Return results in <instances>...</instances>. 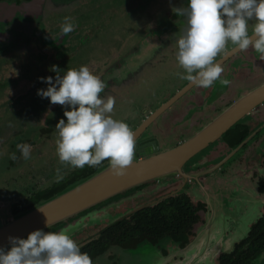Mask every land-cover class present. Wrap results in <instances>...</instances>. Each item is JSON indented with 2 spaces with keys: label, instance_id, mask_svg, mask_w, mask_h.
I'll return each instance as SVG.
<instances>
[{
  "label": "flooded vegetation",
  "instance_id": "af4514ba",
  "mask_svg": "<svg viewBox=\"0 0 264 264\" xmlns=\"http://www.w3.org/2000/svg\"><path fill=\"white\" fill-rule=\"evenodd\" d=\"M59 1L51 8L50 0H0V95L24 82L27 90H30L40 78L54 77L57 74L51 71L53 65L61 73L68 67L72 68L80 59L78 63L89 67L94 75L102 80L109 79L108 88L101 95L105 99L108 96L115 98L112 117L124 121L134 133L137 132L134 160L140 158L139 150L142 153L148 151V157L185 141L234 102V95L240 88L247 86L253 77L259 74L264 79V61L259 60L254 49L239 51L223 66V78L231 81L229 86L222 87L218 82L207 89L193 86L156 119L137 131L155 110L188 82L185 80L182 85H174L173 88V76L164 77L159 72L165 65L177 60L178 37L174 36L162 44L158 40L160 35L179 22L180 16L174 10L165 11L161 15L164 22L159 25L148 18L147 28L143 27L135 41L126 44L125 41L113 40L112 48L107 51L109 53L97 57L90 55L95 43H100L98 39L90 37L93 36V30L98 28L97 24H88L77 18L83 14L79 12L87 5L83 0ZM188 2L186 0L185 6L178 4L174 9L186 7ZM59 5L63 7L60 8ZM65 17H71L76 25L75 30L67 36H63L61 31ZM182 20L184 27L185 21L183 18ZM107 35L110 36L111 33ZM152 35L157 37L150 39L141 50L144 40ZM233 47L229 44L228 51ZM144 53L146 56L143 63L133 70L130 67L134 64L130 63V66L123 68L130 71L120 77L117 71L122 69L124 60L131 55L141 56ZM157 74L160 75L156 78V86L152 92L150 90L146 93V85L151 81L146 75L152 78ZM142 93L145 95L142 96ZM20 101L17 98L6 104L0 100V105H4V109H7L5 105L8 104L22 106L23 102ZM56 106L59 111L50 116L57 123L60 119H65L66 122L63 114L70 109ZM42 127L44 128L39 130V134L48 138L53 130L43 125ZM249 136L250 140L231 155L233 149ZM108 164L106 161L104 167ZM79 170L81 169H74L62 181L45 188L39 184L31 185L20 196L1 197L0 213L7 210L14 218L21 216L28 211L14 213L11 209L13 205L66 181ZM181 172L187 178L177 175L169 184H166L167 181L160 184L154 181L145 183L133 188L131 193L128 192L132 189L125 191L50 229L58 232L81 220L87 222L93 215L102 216L107 213L115 216L161 197L185 196L189 204L186 208L188 215L175 218L179 220L173 223L170 234L146 239L132 247L115 248L121 253L135 251L134 254L138 256L131 264H264V104L259 105L248 117L239 120L206 150L191 158ZM160 191L168 192L153 199ZM172 192L173 195L169 196ZM104 222L100 220L98 224L86 228L111 225L107 220ZM84 231L85 228L73 239L79 241ZM139 248L143 252H139ZM115 256V252L111 251L106 258L112 264H118L116 261H119V257Z\"/></svg>",
  "mask_w": 264,
  "mask_h": 264
},
{
  "label": "clouds",
  "instance_id": "9594fccd",
  "mask_svg": "<svg viewBox=\"0 0 264 264\" xmlns=\"http://www.w3.org/2000/svg\"><path fill=\"white\" fill-rule=\"evenodd\" d=\"M174 12L185 21L176 40V59L186 73L178 72L180 79L204 89L217 82L229 86L231 81L223 78L224 68L217 60L227 53L229 44L241 52L252 48L264 61V0H189L186 7ZM75 27L72 18L65 17L63 36ZM51 71L57 73L55 80L51 76L40 78L48 87L39 89L37 95L70 109L63 114L66 122L60 119L55 125L59 161L83 169L107 160L113 177L125 176L136 156V138L127 123L112 117L115 98L101 95L108 83L87 66L60 75V69L53 65ZM16 147L23 159L30 158L31 145ZM11 159H17L15 153ZM8 240L10 249L0 247V264H93L67 228L58 232L35 230L26 239L10 236Z\"/></svg>",
  "mask_w": 264,
  "mask_h": 264
},
{
  "label": "rangeland",
  "instance_id": "374dc122",
  "mask_svg": "<svg viewBox=\"0 0 264 264\" xmlns=\"http://www.w3.org/2000/svg\"><path fill=\"white\" fill-rule=\"evenodd\" d=\"M185 2L186 0H83V3L87 6L82 12H79L83 14L77 18L88 24H97L98 28L93 30V36H89L98 39L100 42L95 43L92 53H86H90L91 56H104L112 48L113 40L125 41L126 44H130L135 41L136 36L143 30V27L147 28L148 18L155 20L156 25L162 24L164 22L161 17L162 13L165 11L171 12L170 10H174L178 4L183 6ZM108 33H111V35L108 36ZM75 57L76 54L73 55V58ZM79 61L80 59L75 62L72 68H68L78 69L82 64L78 63ZM67 70L61 72L60 75L65 74ZM159 72L164 77L173 76V88L174 85L180 86L185 81L177 76L178 72L186 74L177 60L168 63ZM159 75L157 74L152 78L146 75L147 79H151L150 85H146V93L150 90L153 91L152 89L156 86V78ZM55 76L53 80H55ZM47 87L46 83L38 80V82L35 81L34 88L27 90V85L24 82L22 85H17L14 89L0 95L2 96L0 97L1 103L4 101L7 104L17 98L21 100L20 102H23L22 106L5 105L7 109H4V105H0L2 108L0 110V198L20 196L24 190L26 193V188H30L31 185L39 184L40 187L45 188L62 181L76 169L59 161L56 143L58 134L55 130L57 122L50 116L53 112L59 110L56 109V105L50 103L49 99L37 95L39 89L46 90ZM247 91L249 90H246L245 87L240 88L234 98L237 99ZM144 95L142 93V96ZM42 125L53 130L49 133L48 138H44L39 134V130L44 128ZM17 144L32 146L29 159H23L16 147ZM13 153L17 156L16 160L11 159ZM164 181H167V179H160L156 183ZM133 191L132 189L128 193ZM47 231H55V229L49 228ZM111 251L117 255L115 258L119 257V261L118 259L115 260L118 264H131L135 262L134 258L138 256L134 254L135 251L121 253L117 248L110 247L93 264H112V261L110 260V262L106 258ZM138 251L143 252V249L140 250L139 248Z\"/></svg>",
  "mask_w": 264,
  "mask_h": 264
},
{
  "label": "water",
  "instance_id": "95a60500",
  "mask_svg": "<svg viewBox=\"0 0 264 264\" xmlns=\"http://www.w3.org/2000/svg\"><path fill=\"white\" fill-rule=\"evenodd\" d=\"M36 1L40 2L41 0ZM50 2V7L52 8V6L58 4L60 1L50 0ZM59 7L61 8L63 6L59 5ZM182 27L183 20L180 17L179 22L173 28H170L166 33L159 36V43L162 44L164 41L177 36ZM154 37L157 36L152 35L147 37L142 43L141 50L144 49L147 42ZM239 51L240 50L235 47L227 51L224 56L218 59L221 66H224V63ZM144 56H146L145 53L141 56L140 54H135L125 59L122 69L117 71L120 73V77H124L128 71L136 69L141 63H143ZM130 63L134 64L130 67L131 69L123 70V68L130 66ZM104 81L108 83L109 79L104 78ZM192 87L193 85L188 81L184 86L177 90L172 97L155 110L153 114L142 123L137 131H140L145 124L156 119L157 116L175 103ZM262 104H264V82L253 87L245 94L240 95L217 116L201 126L191 137L175 147L148 157H146L149 154L148 151L142 153L139 150L138 155L140 158L134 160L133 165L127 169V174L123 177H113L110 172V165L108 164L69 190L55 196L17 218L12 217L8 211L5 210L0 213V247L5 248L6 250L10 249L8 240L10 236L26 239L27 236L35 230L45 231L115 197L116 195L145 183L152 181L158 182L160 179H167L166 184L172 183L175 176L183 175L181 172L182 167L191 158L210 147L239 120L248 117L259 105ZM136 136L137 132L135 133V138ZM250 138L251 136L236 146L231 152V155L237 152L250 140ZM183 177L187 178L185 175H183ZM171 195H173V192L170 193L169 196ZM167 197L168 196L161 197L150 203L136 206L115 216H111L107 213L102 216L93 215L87 222L81 220L79 223L77 222L66 228L69 230V235L74 238L76 234L81 233L84 228L98 224L100 220L103 222L107 220L108 224H113L144 208L155 205L157 202H160ZM47 220L49 226H46Z\"/></svg>",
  "mask_w": 264,
  "mask_h": 264
},
{
  "label": "trees",
  "instance_id": "16d2710c",
  "mask_svg": "<svg viewBox=\"0 0 264 264\" xmlns=\"http://www.w3.org/2000/svg\"><path fill=\"white\" fill-rule=\"evenodd\" d=\"M258 75V77H257ZM252 78L246 90L252 89L264 82V79L257 74ZM196 130V129H195ZM194 131V130H193ZM233 130H231L232 132ZM245 137V135L243 136ZM240 139V138H239ZM239 139L235 141L237 144ZM106 161H103L97 167H86L73 174L66 181L53 185L49 189H45L33 195L28 200L15 204L11 207L13 212H26L37 205L55 197L64 192L71 186L82 182L86 178L92 176L99 171ZM168 191H160L154 198L166 194ZM187 197H169L158 204L141 210L117 223L111 225H102L101 227L85 228L81 238L76 241L82 252H87L94 261L97 257L107 251L110 247H132L143 242L146 239L162 237L173 231V223H177L180 216H186ZM184 210V211H183ZM78 241V242H77Z\"/></svg>",
  "mask_w": 264,
  "mask_h": 264
}]
</instances>
